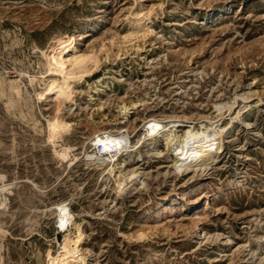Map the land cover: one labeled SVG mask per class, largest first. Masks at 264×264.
I'll return each mask as SVG.
<instances>
[{
	"label": "rangeland",
	"instance_id": "1",
	"mask_svg": "<svg viewBox=\"0 0 264 264\" xmlns=\"http://www.w3.org/2000/svg\"><path fill=\"white\" fill-rule=\"evenodd\" d=\"M74 51L67 97L38 98ZM150 118L159 135L94 162L95 133ZM189 129L219 135L179 171L168 132ZM0 191V264L72 238L75 264H264V0H0Z\"/></svg>",
	"mask_w": 264,
	"mask_h": 264
},
{
	"label": "bare ground",
	"instance_id": "2",
	"mask_svg": "<svg viewBox=\"0 0 264 264\" xmlns=\"http://www.w3.org/2000/svg\"><path fill=\"white\" fill-rule=\"evenodd\" d=\"M87 55L88 54H86V56ZM89 55L87 57L88 60ZM84 56L81 57L76 53V51H74V53L68 54V57L65 60L56 58L54 62L50 63L51 67L48 72L49 80L43 91L38 94V98H40L44 93L50 92H56L60 97H67L68 90H65V83L60 82V80H63L66 77H73L78 74L82 75V71H85V63H87L86 56ZM48 125L50 129L49 136L52 139L57 135L59 125L57 126L50 122ZM163 126L164 124L162 119L150 118L143 124V130L134 140H131L129 133L123 128H118L114 131L102 130L95 133L90 140V146H98V152L102 154V157H96L94 162L98 165L104 163L105 166L108 165L106 167L108 168L112 165L113 161H115L122 154L126 153L128 149L133 150L132 148L136 147L141 141L145 139L152 140L159 135L163 131ZM187 132H189L190 135L187 139L182 141L178 139L177 133L172 130L168 132L167 143L172 149L179 171L185 167H189L191 164L195 165L198 163L203 155L207 154L209 147L217 140L219 135V132L216 129L204 132H200L196 129H189ZM54 213L56 214L55 221L57 228L60 230L67 228V225L73 215L67 202L56 204ZM48 257L50 264H66L67 262L75 264L83 260V256L79 253V249L77 248V239L73 238L59 244L56 253L54 255L48 254Z\"/></svg>",
	"mask_w": 264,
	"mask_h": 264
}]
</instances>
